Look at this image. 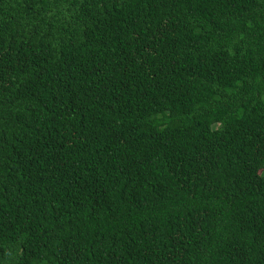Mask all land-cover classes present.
I'll list each match as a JSON object with an SVG mask.
<instances>
[{
    "label": "trees",
    "instance_id": "obj_1",
    "mask_svg": "<svg viewBox=\"0 0 264 264\" xmlns=\"http://www.w3.org/2000/svg\"><path fill=\"white\" fill-rule=\"evenodd\" d=\"M0 264H264V0H0Z\"/></svg>",
    "mask_w": 264,
    "mask_h": 264
}]
</instances>
